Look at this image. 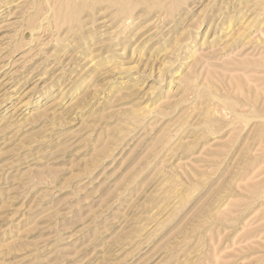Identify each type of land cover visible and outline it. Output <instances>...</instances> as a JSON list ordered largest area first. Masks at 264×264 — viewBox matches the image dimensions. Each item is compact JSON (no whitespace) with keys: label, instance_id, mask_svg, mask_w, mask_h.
<instances>
[{"label":"rangeland","instance_id":"1","mask_svg":"<svg viewBox=\"0 0 264 264\" xmlns=\"http://www.w3.org/2000/svg\"><path fill=\"white\" fill-rule=\"evenodd\" d=\"M0 264H264V0H0Z\"/></svg>","mask_w":264,"mask_h":264}]
</instances>
